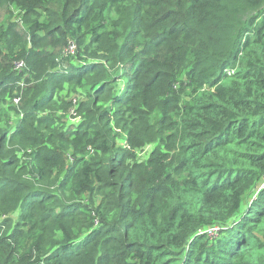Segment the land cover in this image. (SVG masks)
Masks as SVG:
<instances>
[{"label": "trees", "instance_id": "trees-1", "mask_svg": "<svg viewBox=\"0 0 264 264\" xmlns=\"http://www.w3.org/2000/svg\"><path fill=\"white\" fill-rule=\"evenodd\" d=\"M2 105L0 264H264V0H0Z\"/></svg>", "mask_w": 264, "mask_h": 264}, {"label": "rangeland", "instance_id": "rangeland-1", "mask_svg": "<svg viewBox=\"0 0 264 264\" xmlns=\"http://www.w3.org/2000/svg\"><path fill=\"white\" fill-rule=\"evenodd\" d=\"M9 9H10V13H13L14 14V17H15V22L16 21H18L19 23H21V18H23L24 17V12H22L20 9H19V7L16 5V4H11L10 5V7H9ZM12 22H14V20L12 21ZM23 25V24H22ZM24 26V25H23ZM71 42H70V50L71 51H73V49H74V52H73V54L72 55H70V56H75V54H76V42H75V40H70ZM72 61H71V63H75V64H79L78 62L80 61V60H78L77 59V57L76 58H70ZM18 64L20 65V66H23L24 67V64L23 65H21L22 64V62H18ZM14 65H15V68H16V71H17V73H19V74H22L23 76L24 75H26L25 73H26V69L25 68H19L17 65H16V63H14ZM15 68H14V70H15ZM122 84L120 83V85H119V87L118 88H122ZM68 90V89H67ZM67 90H65L64 92H62L60 95L62 96V98L63 99H66L67 101H69L71 98L72 99H74V103H75V106H77L78 107V104H80V103H82V102H84V101H86V98H85V96H86V94L83 92V90L81 89V88H77V93L76 92H74V93H72L71 94V96L70 97H67V98H65L66 97V95L68 94V92H67ZM9 105H11V106H13V107H17L18 106V104H16V100H12L11 101V103H9ZM3 110H5V111H7V113H8V115H9V121L11 122V124H12V127H14V126H17V124H18V119L19 118H22V115H20V116H17V114L14 112V111H10L8 108H7V106H5V105H2L1 107H0V114L2 115V113L4 112ZM58 116L59 117H61V120H62V122H64V125H63V127H62V131H68V130H74V129H76L77 128V126H78V124L80 125L81 124V122H82V116H81V114H79V112H78V109L76 110H72L70 113H68V114H65V113H59L58 114ZM4 124H5V120H3L2 122H1V126H4ZM73 136H71V139L73 140ZM87 150H91L90 148L89 149H87ZM152 152V148H151V146L150 147H147V148H145L144 150H143V152L139 155V158H141V159H147L148 157H149V155H150V153ZM69 154H72V151H70V153ZM92 156V154H86V158H88V157H91ZM71 157H73L72 155H71ZM71 159V158H70ZM72 160V159H71ZM71 160H70V163H72L71 162ZM69 165V164H68ZM254 197L255 196H253V198H252V200H254ZM12 218H14V219H16L17 217L16 216H13L12 215ZM4 232H1L0 233V235H2ZM220 235V234H219ZM218 235V236H219ZM217 236V237H218ZM216 237V238H217Z\"/></svg>", "mask_w": 264, "mask_h": 264}, {"label": "built area", "instance_id": "built-area-1", "mask_svg": "<svg viewBox=\"0 0 264 264\" xmlns=\"http://www.w3.org/2000/svg\"><path fill=\"white\" fill-rule=\"evenodd\" d=\"M75 49V48H74ZM74 49L73 51L70 50V42L68 44V47H67V50H66V53L67 54H73L74 52ZM16 65L19 67V68H24L23 66H20L18 63H16ZM23 65V63L21 64ZM14 100H16V104H18L19 102V99L15 98ZM264 190V178L262 180V183L260 185V189L256 192L255 194V197H254V200L257 198V196L260 194L261 191ZM251 204V203H250ZM223 229H220L218 227H214V228H210V229H207L206 231H204L205 233H208L211 237L213 236H216L219 232H221Z\"/></svg>", "mask_w": 264, "mask_h": 264}]
</instances>
